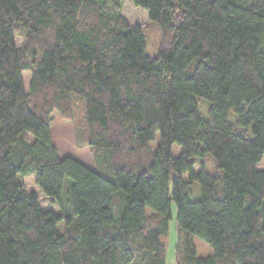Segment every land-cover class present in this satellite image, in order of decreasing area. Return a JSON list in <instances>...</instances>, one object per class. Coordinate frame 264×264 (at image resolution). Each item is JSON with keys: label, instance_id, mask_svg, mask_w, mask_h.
Returning a JSON list of instances; mask_svg holds the SVG:
<instances>
[{"label": "trees", "instance_id": "trees-1", "mask_svg": "<svg viewBox=\"0 0 264 264\" xmlns=\"http://www.w3.org/2000/svg\"><path fill=\"white\" fill-rule=\"evenodd\" d=\"M123 1L0 0V264H166L172 203L175 264H264V0H131L155 57ZM74 97L112 179L57 154Z\"/></svg>", "mask_w": 264, "mask_h": 264}, {"label": "rangeland", "instance_id": "rangeland-1", "mask_svg": "<svg viewBox=\"0 0 264 264\" xmlns=\"http://www.w3.org/2000/svg\"><path fill=\"white\" fill-rule=\"evenodd\" d=\"M122 14L126 17L128 22L134 26L139 25L144 28V34L146 36V53L150 57H155L158 53V45L160 39V31L158 26L151 23L148 13L146 10L136 7L133 5L131 0L123 1ZM16 44H20V39L16 36ZM30 74L29 72H23L24 87L28 89ZM198 103L202 109V115L206 117V107L208 100L204 98H198ZM201 104V105H200ZM74 116L69 122L62 120L58 114L54 113V121L50 126V134L52 143L57 148L58 156L69 155L88 167L101 172L107 178L112 179V169L109 156L105 151H100L90 144H88L87 129L84 118V110L82 104L77 97H74ZM28 140H32L33 136L26 132ZM159 140V133H156L155 139L151 142L153 148L156 147ZM172 155L177 156L180 152V147L177 144L172 145ZM261 165V164H260ZM263 165V163H262ZM25 187L28 190H34L39 198V201L43 208L51 209L56 213H59L60 207L57 202H52L50 199L45 197L43 193L34 186L31 177H21ZM199 196L198 187L196 186V192L192 195V199H197ZM171 219L169 221V230L167 237L163 238L166 244V264H175L174 261V245L177 238V227H176V206L174 203L171 205ZM193 243L196 247L197 254L205 256L212 252V249L208 244L197 237H193Z\"/></svg>", "mask_w": 264, "mask_h": 264}]
</instances>
